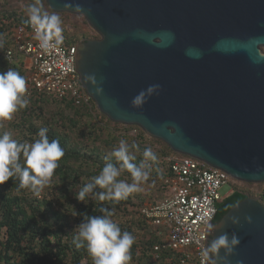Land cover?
I'll use <instances>...</instances> for the list:
<instances>
[{
	"label": "water",
	"instance_id": "obj_1",
	"mask_svg": "<svg viewBox=\"0 0 264 264\" xmlns=\"http://www.w3.org/2000/svg\"><path fill=\"white\" fill-rule=\"evenodd\" d=\"M46 2L55 13L83 16L99 34L76 46L74 66L108 119L138 126L236 181L264 183V0ZM152 84L161 91L133 108V97ZM215 216L206 245L235 233L230 264H264L262 203L249 197L218 223Z\"/></svg>",
	"mask_w": 264,
	"mask_h": 264
},
{
	"label": "trees",
	"instance_id": "obj_2",
	"mask_svg": "<svg viewBox=\"0 0 264 264\" xmlns=\"http://www.w3.org/2000/svg\"><path fill=\"white\" fill-rule=\"evenodd\" d=\"M32 2L0 0V34H4L0 72L11 68L25 77L26 98L29 100L28 106L15 113L11 121L0 125V135L7 132L18 142L32 143L39 139L40 128H47L49 140H58L65 155L40 197L34 196L29 189L17 191L18 180L0 185V264H92L86 248L75 247L73 231L83 222L85 213L101 215V207L113 212L111 218L122 232L128 231L135 237L130 264H166L169 258L177 255L163 249L161 257H155L154 248L164 244L166 231L153 226L141 208L147 203H161L167 197L164 180L171 174L168 164L163 162L164 158L185 155L174 152L166 143L147 135L138 126L112 122L99 111L94 101L90 105H78L73 100L56 99L32 88L23 58L9 62L5 56L11 42V30L26 24L28 18L24 6ZM41 2L46 11L53 13L46 0ZM56 14L62 20L66 46L76 47L83 40L100 38L93 29L91 33L81 32L86 23L81 24L77 18L82 16ZM122 138L130 145L133 142L139 145V151L131 149L136 157L133 163L143 161L145 147H151L158 157L156 163L148 162L151 168L149 179L142 184L145 190L118 202L100 201L91 196L86 199L87 204L78 201L76 195L82 184L99 175L105 164L104 157L118 147ZM111 162L116 163L114 158ZM118 179L132 182L127 171ZM238 182L232 181L233 193L218 205L213 223H218L233 206L246 198H255L264 205V186L253 190L241 187ZM100 191L99 188L94 189L95 193Z\"/></svg>",
	"mask_w": 264,
	"mask_h": 264
},
{
	"label": "clouds",
	"instance_id": "obj_3",
	"mask_svg": "<svg viewBox=\"0 0 264 264\" xmlns=\"http://www.w3.org/2000/svg\"><path fill=\"white\" fill-rule=\"evenodd\" d=\"M24 12L28 18L25 23L33 28L34 39L42 50L49 51L63 44L62 20L55 12L50 14L46 11L41 0H33L24 6ZM3 46L4 34H0V48ZM160 91L159 84L149 85L133 97L132 107L142 108ZM26 93V79L19 72L11 68L0 72V125L11 121L15 113L28 106ZM47 132V128H40L39 139L32 143L18 142L7 132L0 135V185L9 180H18L17 191L29 189L34 196L40 197L65 155L60 142L56 139L50 141ZM131 149L139 151V145L135 142L130 145L126 139H120L118 147L104 157L105 164L99 175L82 184L76 199L85 204L89 196L100 201L118 202L141 191V185L149 179L151 165L148 162L156 163L158 157L151 147H145L143 161L136 164L133 163L136 157ZM113 158L116 163L111 162ZM125 171L130 174L131 183L118 179ZM96 188L102 191L95 193ZM99 211L101 215H83V222L73 231L75 247L86 248L92 264H130L135 237L128 231H121L120 226L111 218L113 212L109 208L101 207ZM232 223L238 225V218L233 217ZM215 228V225L208 224L209 232ZM239 244L240 239L235 233L231 238L224 233L203 247L201 257L207 264H218V261L220 264H230L229 258L234 255ZM221 251L224 257L220 256Z\"/></svg>",
	"mask_w": 264,
	"mask_h": 264
},
{
	"label": "built area",
	"instance_id": "obj_4",
	"mask_svg": "<svg viewBox=\"0 0 264 264\" xmlns=\"http://www.w3.org/2000/svg\"><path fill=\"white\" fill-rule=\"evenodd\" d=\"M10 37L6 59L15 62L23 58L32 88L56 99L73 100L78 105L93 102L75 71L76 47L63 43L44 51L28 24L13 28ZM163 162L168 164L171 174L164 180L167 197L161 203H147L141 208L153 226L166 231L164 244L154 248L155 257L160 258V251L165 249L177 255L166 264H207L201 257L206 246V227L218 211V205L233 191L230 185L234 179L225 171L190 156H166ZM202 226L205 228L200 237L198 232Z\"/></svg>",
	"mask_w": 264,
	"mask_h": 264
},
{
	"label": "rangeland",
	"instance_id": "obj_5",
	"mask_svg": "<svg viewBox=\"0 0 264 264\" xmlns=\"http://www.w3.org/2000/svg\"><path fill=\"white\" fill-rule=\"evenodd\" d=\"M74 15V14H73ZM77 16H81V15H77ZM80 22H81V24L82 23H86V25H84L83 26V28H81V32H83V33H91V30H92V28L90 27V25L87 23V21H86V19L82 16V17H80V18H77ZM80 32V31H79ZM80 32V33H81ZM262 50H263V52H264V48H262ZM133 134H135V132H133ZM239 184L238 185H241V187H245V188H251V189H253V190H258V189H260V187L261 186H264L263 184H250V183H246V184H244L245 182H241L240 183V181L238 182ZM143 186V185H142ZM141 186V188H142V190H145V188L146 187H142ZM230 187H231V189H233V187H232V184L230 185Z\"/></svg>",
	"mask_w": 264,
	"mask_h": 264
},
{
	"label": "flooded vegetation",
	"instance_id": "obj_6",
	"mask_svg": "<svg viewBox=\"0 0 264 264\" xmlns=\"http://www.w3.org/2000/svg\"><path fill=\"white\" fill-rule=\"evenodd\" d=\"M83 41H84V40H83ZM232 193H233V191L230 193V195H231ZM230 195H229V196H230Z\"/></svg>",
	"mask_w": 264,
	"mask_h": 264
}]
</instances>
